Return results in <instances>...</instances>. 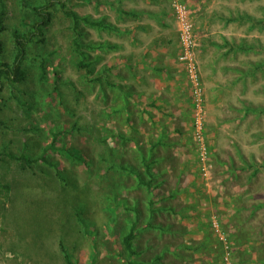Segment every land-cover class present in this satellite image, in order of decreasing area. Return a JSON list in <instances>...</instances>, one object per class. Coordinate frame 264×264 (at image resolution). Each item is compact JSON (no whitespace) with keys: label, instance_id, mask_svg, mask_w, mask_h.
Masks as SVG:
<instances>
[{"label":"rangeland","instance_id":"374dc122","mask_svg":"<svg viewBox=\"0 0 264 264\" xmlns=\"http://www.w3.org/2000/svg\"><path fill=\"white\" fill-rule=\"evenodd\" d=\"M3 1L4 62L13 59L11 32L26 31L24 20L33 19L27 5H46L52 20L40 42L27 48L23 80H5L0 91V264H127L122 238L131 226L138 264H152L149 242L160 233L151 227L146 203L151 179L142 167L141 177L121 168L119 153L110 151L105 88L89 69L94 14L103 9L91 0H65L78 15L74 21L60 0ZM233 14L239 17L240 93L250 110L241 121L240 143L251 160L249 178H257L255 190L264 195V22L257 21L264 20V0H233ZM61 144L86 162L74 160ZM213 170L207 180L198 172L208 186L217 178Z\"/></svg>","mask_w":264,"mask_h":264},{"label":"crops","instance_id":"0c3cea01","mask_svg":"<svg viewBox=\"0 0 264 264\" xmlns=\"http://www.w3.org/2000/svg\"><path fill=\"white\" fill-rule=\"evenodd\" d=\"M91 2L104 11L94 14L89 69L105 88V118L113 123L105 132L109 149L119 153L121 168L141 177L142 167L151 179L146 203L151 227L160 233L149 242L151 263L222 264V247L210 225L217 216L231 240L234 264H264V202H257L264 195L255 190L257 178H249L251 160L240 143L241 121L250 110L240 93L239 17L233 0H185L198 41L205 135L217 176L210 186L198 173L192 91L178 59L170 0ZM242 170L246 178H239Z\"/></svg>","mask_w":264,"mask_h":264},{"label":"built area","instance_id":"2783aa9c","mask_svg":"<svg viewBox=\"0 0 264 264\" xmlns=\"http://www.w3.org/2000/svg\"><path fill=\"white\" fill-rule=\"evenodd\" d=\"M180 43L178 59L183 63L192 91V130L196 147L199 172L206 180L210 178L213 170L210 151L206 141L205 123V89L196 55L198 45L194 31L191 8L183 0H170ZM211 228L222 245L223 264H233L231 243L224 232L220 222L215 217L212 219Z\"/></svg>","mask_w":264,"mask_h":264},{"label":"trees","instance_id":"16d2710c","mask_svg":"<svg viewBox=\"0 0 264 264\" xmlns=\"http://www.w3.org/2000/svg\"><path fill=\"white\" fill-rule=\"evenodd\" d=\"M52 1V0H50ZM31 10V15L33 16L32 20H24V23L28 29L24 32L18 30H13L11 32V42H12V54L13 59L11 63L4 62L0 59V91L2 90L5 80H8L11 83H20L23 80V64L26 59L27 48L30 44L38 42L43 35L45 28L50 24L52 20V13L50 10L46 9V5L37 4L34 6L27 5ZM59 6L63 13L72 18L74 21L78 20V15L73 11L67 8L66 1H59ZM6 8L4 1L0 0V31L4 30L6 27L5 23ZM258 22H264V20H257ZM40 42V41H39ZM77 44V43H76ZM78 45V44H77ZM1 43H0V52H1ZM247 49L250 46H242ZM54 141H56L54 139ZM56 142H52L51 145H55ZM63 148V152H67L68 155H71L72 158L76 161L80 160L84 163L86 162L81 153L74 154L70 149L68 150L61 144L59 146ZM13 159L22 160L23 156L15 157L11 155ZM1 187V186H0ZM6 189V187H4ZM136 237L135 228L132 227L129 232L122 238V251L127 254L128 264H135L134 257L137 254L136 249L134 248L133 241Z\"/></svg>","mask_w":264,"mask_h":264}]
</instances>
